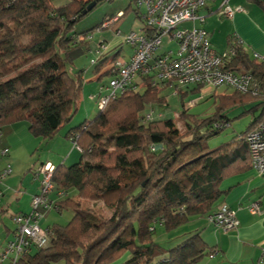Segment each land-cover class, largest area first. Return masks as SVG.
I'll return each mask as SVG.
<instances>
[{
	"label": "trees",
	"instance_id": "obj_1",
	"mask_svg": "<svg viewBox=\"0 0 264 264\" xmlns=\"http://www.w3.org/2000/svg\"><path fill=\"white\" fill-rule=\"evenodd\" d=\"M92 1L69 0L55 6L52 0H0V128L26 122L34 138L47 141L72 120L84 80L82 69L69 68L71 52L88 48L85 37L92 31L79 34L73 27L94 9L83 13ZM94 1L97 5L102 0ZM253 1L264 10V0ZM232 41L235 47L234 37ZM239 48L236 59L264 85V63ZM116 56L103 60L108 61L103 75L112 74ZM150 79L141 76V89H135L133 81L91 120L70 129L66 137L76 144L80 158L70 166L54 165L55 190L73 188L80 199L102 200L112 209L110 216L104 219L72 197L53 203L59 210H70L71 219L48 226L50 244L30 247L17 264H37L33 249L46 260L63 264L120 260V264H198L204 258L207 246L199 231L172 246L160 244L154 234L158 226L171 231L192 217L205 216L223 194L219 188L223 179L251 166L244 137L264 117V94L219 95L218 111L206 117L192 115L183 106L176 119H146V109L168 105L161 92L169 86L153 85ZM203 87L196 85L192 91ZM177 93L184 96L181 89ZM245 103L254 104L248 111L260 107V114L241 134L210 148L208 135L225 127L214 124L229 122L223 110ZM130 115H134L133 127L123 128L122 120ZM99 137L106 146L112 142L114 167L102 162L109 154L98 144Z\"/></svg>",
	"mask_w": 264,
	"mask_h": 264
},
{
	"label": "crops",
	"instance_id": "obj_2",
	"mask_svg": "<svg viewBox=\"0 0 264 264\" xmlns=\"http://www.w3.org/2000/svg\"><path fill=\"white\" fill-rule=\"evenodd\" d=\"M212 1L214 2L216 0ZM239 1L240 0H230V2H233L230 5L234 7L233 5L237 4ZM68 2L69 0H62L56 3L55 6H62ZM235 8L240 9V11L236 12L233 17L228 18L222 24L226 25L228 33L231 32L230 35L226 34L225 36L226 46H218L215 40L216 38L213 35L211 38L214 43L212 44L213 49L218 53L224 52L232 45V38L238 37L243 42V46L244 44H248L255 50V53L264 54V16H262L264 10L260 7L262 10V13H260L253 7L248 6L247 12H244L240 7ZM210 10H216L213 8L211 1L199 12V14L204 17L203 22H205L209 15L216 13H213ZM121 11L125 12L126 9L120 10L118 13ZM220 17L221 15L218 14L217 18ZM121 21L122 19H118L115 23H110L108 27L112 28L111 31H102L97 34L91 32V38L88 39V48L78 47L72 50V62L74 61L78 70H83L82 75L84 82L76 111L77 113L80 112L81 108L83 118H81L77 124L72 118L70 122L62 126L59 132H63L59 134L57 133L55 135L57 137L54 136L53 139H51V147L48 145L50 152L47 153L48 156H44L46 157L45 159L42 158V152L40 155L39 153L38 155L36 153L48 140L43 141L34 138L30 134L26 122H17L0 128V151L3 149L8 150L6 155H0V172L8 165L11 168L10 175L4 179H0V252L6 242L13 236L15 229L13 217L19 214H27L32 211V198L39 193V182L34 177L36 165H40L41 163H51L55 166L60 164L67 166L69 163H71V165L76 163L78 161L77 157L80 158V151L73 145L72 141L66 137V133L73 127L91 120L95 116L97 111L90 116V109L92 107H89V104L96 103L97 105V98L103 93L104 88L108 84L102 82L103 76H108L103 75L108 67V61L105 60L103 62V60L105 58H111V56H114L115 54L117 55L116 59L128 60L132 54V49L125 42L124 36L130 31L139 32L142 29V26H139L135 28L136 30L130 29L122 31L120 28ZM96 29L101 30L98 28ZM102 30H104V28ZM227 30L225 33H227ZM206 31L208 32L210 40L211 34L208 29ZM218 35H220L219 31ZM97 37L99 40H96ZM122 42H125L129 48L124 50ZM101 43L104 48L99 47ZM215 47H219L220 50H217ZM90 51L96 52L97 56L91 57L90 61H87L85 57ZM247 54L251 59H254L253 55H250L248 52ZM99 63L101 65L96 70ZM230 63L231 68L237 71H243L246 69L244 64L236 59V57L231 59ZM88 72L91 73L87 75ZM110 77H112V75H110ZM140 77L141 75H138L134 79L135 89L142 88L139 80ZM195 86L196 85H194V87ZM194 87L190 91L183 90L184 88H189L188 86L182 87L181 93L184 92L185 95L187 92H193L192 90ZM217 88L218 87L215 88L210 85H205L201 90L195 92L202 93L204 91L205 95H217L220 93L219 95L225 96L231 95L235 92L232 89L229 90L230 88H225L222 92H216ZM165 89L172 88H163V91ZM175 95H178V93H175ZM80 101H82L81 105ZM157 108L146 109V115L152 113V118H165L162 111L156 112ZM177 116L178 114L176 115V118ZM66 144H70V146H68L69 148L67 147L64 149L66 151L65 155H63L64 150L59 152L60 154L58 153V156L56 157L52 155V151H58L66 146ZM53 161L57 162L54 163ZM219 188L223 191V194L215 207L204 214L205 216L193 217V222L199 224H195L194 229H197L196 231L200 232V236L207 246L208 253H206L204 258L198 264H264V262L260 261V258L264 256V175H259L251 165L244 170L239 169L229 177L224 178L219 184ZM69 190L63 192L53 189L49 198L55 204L68 197H72V200L75 202H83L82 199H79L76 196V190L75 194L71 196L68 194ZM254 202H258L259 211L251 213L249 208ZM55 204L48 209L38 208L41 215V221L46 218L50 219L53 215L55 217L56 213L61 214L62 210H66L57 209V207H54ZM222 204L227 205V207L234 212L235 217L238 220L237 227L224 230L209 220V216L218 211ZM54 220L56 221V219ZM48 221L50 220H47V222ZM52 224L61 223L53 222ZM52 224L48 222V224H45L44 226L48 227ZM184 238V235L171 236L168 238L167 244L170 243L169 246H172Z\"/></svg>",
	"mask_w": 264,
	"mask_h": 264
},
{
	"label": "built area",
	"instance_id": "obj_3",
	"mask_svg": "<svg viewBox=\"0 0 264 264\" xmlns=\"http://www.w3.org/2000/svg\"><path fill=\"white\" fill-rule=\"evenodd\" d=\"M131 1L135 4L142 29L139 32L130 31L124 36L132 54L128 60L117 58L114 61L111 67L112 77L97 98L99 110L131 85L138 75L150 76L153 85L167 84L175 93L189 85H210L215 88L225 85L240 93L264 94V85L255 80L248 71L231 68L230 62L237 55V48L246 51L238 37H234L235 47L230 46L226 51L218 53L210 46L209 35L204 28L193 25L187 29H176L177 25L184 21L203 22L204 17L199 12L212 0ZM229 2L230 0H220L219 7L210 11L231 18L240 9L232 7ZM123 13H117L98 28L115 23ZM86 37L90 39L91 35ZM99 47H103L102 43ZM253 58L264 63V54L254 52ZM145 118L151 119L152 113H148ZM214 127L222 128L223 124L217 122ZM244 140L249 147L253 169L259 175H264V117L246 134ZM150 147L155 150V146ZM7 152V149H3L0 155H6ZM54 168L53 164L44 163L35 169L34 177L39 182V193L32 198L30 213L14 217L15 231L0 253V264L5 260H8V264H17L19 256L30 247L45 248L50 244L48 229L39 224L41 215L38 208L48 209L53 206L49 195L54 189ZM10 173L11 168L8 165L1 170L0 179L6 178ZM249 210L251 213L258 212V202L252 203ZM209 220L224 230L233 229L238 225L234 212L225 204L210 215ZM260 261L264 262V256Z\"/></svg>",
	"mask_w": 264,
	"mask_h": 264
},
{
	"label": "rangeland",
	"instance_id": "obj_4",
	"mask_svg": "<svg viewBox=\"0 0 264 264\" xmlns=\"http://www.w3.org/2000/svg\"><path fill=\"white\" fill-rule=\"evenodd\" d=\"M60 1L62 0H52V2L54 3L53 5H55L56 3ZM219 2L220 0H216L214 2L211 1V4L213 5L214 9H217L219 7ZM232 3L233 2H230V4ZM128 4H130V7H128ZM233 6L242 8L244 12H247L248 6H251L254 9L258 10L260 13H262V10L260 9V7L257 4H255L253 0H240L237 4ZM93 8L94 9L88 12L80 20L75 22L74 27H73V30L75 32L80 34L82 32L92 29L91 32H94L95 34H97L102 31H105V32L111 31L112 28L108 27L110 24L106 27H102L101 30H97L96 28L97 26H100V23L105 22V21L108 22L111 19V17L117 15L118 11L124 10V9H127L125 14H123L121 17L118 18V19H122L121 24H120L121 26L120 28L122 31L135 29L139 26H142L140 19L137 17L134 11L135 4L131 0H102V1H99V3L95 5ZM217 15H218L217 13L209 15L206 18L205 22L203 23H200L199 21L181 22L177 25L176 29H187V28H191L193 25L197 27H203L206 30L208 29V31L211 34L210 40H209L211 47H212V44H214L211 40L213 35L216 38L215 40L218 46H221V45L226 46L225 36L226 34L230 35L231 32L228 33L226 25H222V24L228 18H226L225 16H221L220 18H217ZM262 16H264V13H262ZM103 28L104 30H102ZM226 30H227V33H225ZM218 31L220 32V35H218ZM77 36L79 37V35ZM85 39L88 40L87 37H85ZM96 40H99V38L97 37ZM122 43H123L124 50L129 48V46L125 42H122ZM173 46L174 44H172V47ZM244 47L250 55H254L255 50L250 45L244 44ZM215 48L217 50H220L219 47H215ZM95 56H97L96 52L90 51L88 55L85 57V59H87V61H90V58L95 57ZM69 68L70 69L76 68L74 61H73V65L70 66ZM90 73L91 72H88L87 75H89ZM110 78H111L110 76H103L102 82L108 83ZM188 87L189 88H184L183 90L190 91L194 87V85H190ZM223 89L224 87H219L216 89V92H222ZM219 94L220 93L214 96L205 95V92L203 91L202 93L201 92L200 93L199 92H187V94L183 96L181 94L175 95V92L172 89H165L162 92V96L166 98L168 105L162 108L156 107L157 108L156 112L162 111L165 118H176V115L179 114L184 108L183 106H185V107H189L188 113L198 116V117H206L218 111L219 106H220L219 97H218ZM81 102L82 101H80V105H81ZM253 105L254 104L245 103L243 105L227 106V108L223 110V113L228 117L229 122L228 124L223 122L222 124L223 126H225L224 128L220 129L218 132H216L213 135H208L206 142H208V145L210 146V148H213V147L221 145L222 143L228 142L232 140L234 137L241 134L242 131H244L248 127V125L253 121V119L257 117L261 112L260 107H257V106L253 108L254 109L253 111H248L250 108H252ZM89 107H92L90 109V116H92L98 110V107L96 103L89 104ZM81 118H83V112H82V109L80 108V112L78 113L75 112L73 116V121L76 122L77 124V122H79ZM121 125L123 128H127V129L132 128L134 125V115H130L125 120H122ZM179 125L181 126V123ZM62 132H59V133H62ZM97 141H98V144L102 147V150L109 154L103 158L102 162L108 167H114L115 154H114V148H113L112 142L109 143L108 146H106V142L104 138L99 137ZM51 143H52V140L51 139L48 140L46 143L42 145V147L40 148V150H38L36 154L38 155L39 153L40 155L42 152V158L45 159L46 157L44 156H46L47 153L50 152L49 147H51ZM68 146H70V144H66V146H64L61 149L58 148L59 149L58 151L56 150L52 151V155H54V157L58 156V153L63 151ZM65 154H66V151L64 150L63 155ZM77 158H78L77 160H79V157ZM118 161L121 163L120 158L118 159ZM53 162L55 163L57 161H53ZM69 164L71 165V163ZM69 164L67 166H70ZM38 166L39 165H36L35 169H37ZM137 166L136 168H138ZM68 194L69 196L74 195L75 189H70ZM82 201L83 202L81 201H78V202H81V204L84 207L92 210L94 213L101 216L102 218L106 219L110 216L112 209L106 206L102 200L92 201L90 199L89 200L82 199ZM71 217H72V213L70 210H62L61 214L56 213L55 217L53 215L51 216L50 219L46 218V219H43L42 221L40 218L39 222L41 221L40 226L42 228H47L44 225L48 224V222L51 224L53 222L66 224L67 222H69ZM54 219H56V221ZM193 219H194L193 217L190 218L187 222H185L178 228L173 229L171 231H165L161 227L158 226L156 229V233L154 234V239L164 246H169L170 243L167 244V240L171 236H175V235L183 236L184 235L185 238L192 236V234L196 233V230H197V229H194L195 224H198V223L193 222L194 221ZM47 220H50V221L47 222ZM32 253L35 256H37V259H38L37 264H63L62 260L48 261L40 257L35 249L32 250ZM121 261L122 260L116 261L117 263L115 264H120ZM3 264H8V260H5ZM110 264H114V263H110Z\"/></svg>",
	"mask_w": 264,
	"mask_h": 264
},
{
	"label": "water",
	"instance_id": "obj_5",
	"mask_svg": "<svg viewBox=\"0 0 264 264\" xmlns=\"http://www.w3.org/2000/svg\"><path fill=\"white\" fill-rule=\"evenodd\" d=\"M96 5V1H92L91 3H89L86 7V9L83 11V13H87L88 11H90L94 6Z\"/></svg>",
	"mask_w": 264,
	"mask_h": 264
}]
</instances>
